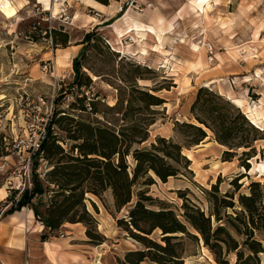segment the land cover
I'll use <instances>...</instances> for the list:
<instances>
[{"label":"rangeland","instance_id":"rangeland-1","mask_svg":"<svg viewBox=\"0 0 264 264\" xmlns=\"http://www.w3.org/2000/svg\"><path fill=\"white\" fill-rule=\"evenodd\" d=\"M53 3V0H0V187L7 195L6 184L10 179L24 185L36 174L42 180L48 178L46 174L54 162L36 160L31 148L33 141L47 132L46 127L58 110L75 117L72 121L70 117L57 115L58 123L54 126L61 146L75 155L78 151H72L71 147L78 141L70 136L76 131V121L82 118L125 134L142 132L147 123L154 122L148 126L149 139L134 144L132 149L150 147L161 136L184 144L183 152L192 159V172L183 170L166 182L150 171L154 182L136 184L132 202L120 211L116 209L111 188L104 192V202L88 194L96 205L87 198V208L100 220L99 232L109 236L105 247L114 261L115 257L124 258L129 250L143 247L116 220L128 217L140 192L152 197L146 200L151 208L174 209L185 220L184 204L200 207L209 214L208 192L215 183L221 194L232 193L237 205L240 194L249 193L252 181L260 182L264 189V139L254 143L258 156L242 157L251 165L248 169L238 165L239 156L249 149L237 150L235 165L222 163L227 146L217 142L210 129L204 126L208 137L199 145L190 146L186 135L190 129L180 126L183 122L198 123L191 106L198 89L209 86L240 107L264 134V126L251 118L256 115L250 116L251 109L264 114V0H124L119 11L117 7L111 9L115 17L107 21L101 18V23L90 21L96 15L84 7L82 0H69L65 12L59 4H56L58 11L53 12L50 9ZM128 10L132 11L131 17L123 26L135 20L161 33L157 36L155 32L143 31L146 40L141 42L137 32H122L115 35L117 43H113L114 33L109 25ZM88 33L95 36L83 45V56L82 50L79 54L64 50L68 46L73 50L72 46ZM65 34H68L66 45L61 43ZM78 56L85 72L80 81L88 84L82 87L74 83L73 61ZM45 63L51 65L48 73L42 71ZM72 85L76 88L74 94ZM82 92L87 99L80 102L78 95ZM148 94L162 102L146 103ZM233 95L240 100L232 99ZM91 99L95 100V110L90 108ZM127 158L133 167L132 154ZM222 164L224 173H218ZM241 174L243 178L234 180ZM47 185L50 189L58 188L53 183ZM49 194L41 197L46 200L39 205L42 212ZM213 221L216 223L215 218ZM188 226L200 240H185V263L223 264L215 260L201 235ZM160 233L161 230H156L152 237L163 243ZM256 237L264 238L259 233ZM223 258L229 264H237L235 253H224ZM254 262L264 264V252ZM142 264L155 263L146 260Z\"/></svg>","mask_w":264,"mask_h":264},{"label":"trees","instance_id":"trees-1","mask_svg":"<svg viewBox=\"0 0 264 264\" xmlns=\"http://www.w3.org/2000/svg\"><path fill=\"white\" fill-rule=\"evenodd\" d=\"M97 1L103 4L110 3V0ZM94 36L93 33L86 34L82 43L88 44ZM67 42L68 34H65L61 43L66 45ZM84 51L85 48L80 56L84 55ZM82 67L79 56L75 57L74 83L78 84V87L88 85L80 81L85 74ZM71 88L72 92L76 89L73 85ZM80 95L78 101L83 102L87 99L84 92ZM148 96L149 99L145 102L150 105L162 102L153 94ZM90 101V108L93 110L95 100ZM191 113L198 123L180 124L181 127L190 129L186 134L187 145L202 143L208 137L205 129L207 127L213 132V138L217 142L227 146L223 151V161L235 160L239 156L237 150L245 148L249 150H244L239 156V165L251 168L249 162H245L242 157L250 159L258 156L254 143L264 139V134L240 107L226 100L211 87L201 86L191 106ZM57 115L60 118L67 116L75 121V117L58 110L53 113L46 127V138L36 154V160L42 158L54 162V167L46 174L48 178L42 180L36 174L31 189L26 188L23 191L13 189L3 201L4 204H0V214L4 215L12 214L23 207L32 208L36 218L42 219L45 224L42 234L44 240L49 237L48 233H58L66 222H81L86 226L88 242L93 245L103 244L108 238L99 232L98 218L87 208L86 199L90 198L89 193L98 196L104 202V192L111 188L116 209L120 211L132 202L133 187L136 184L140 181L143 184L154 182L150 171H154L164 182L169 177L183 173V170L193 171L192 159L183 152L185 145L172 139L159 136L150 147L132 149L134 144H141L149 139L148 126L154 122L147 123L142 132L125 134L116 132L109 126L93 125L81 118L76 121V131L70 136L71 139L78 141L71 147L72 151H78L75 155L61 146L54 128L58 123ZM252 130L256 133L252 134ZM168 147L172 149L169 150ZM130 154L135 161L133 167L127 158ZM243 177L242 174L237 175L234 180ZM47 183H53L58 188L50 189ZM208 193L211 196L209 214L200 207L184 204L185 220H182L174 209L151 208L146 204V200H152V197L140 192L139 198L129 209L128 217L116 220L117 225L143 247L127 251L124 258H117L118 263L142 264L148 260L155 264H186L185 240L196 242L200 240L199 235L190 230L189 224L201 235L204 245L210 249L217 262L229 264L228 259L223 258V254L235 253L237 264H255L254 260L264 252V238L256 237L257 233L264 237V189L260 182L252 181L249 184V193L240 194L238 205L232 193H220L218 183L213 184ZM48 194L46 208L42 212L39 205L46 200H41V197ZM93 203L95 204V201ZM4 207L6 209L1 213V208ZM78 208L81 209L79 217ZM230 209L232 212H229ZM156 230H161L160 239L163 243L152 237Z\"/></svg>","mask_w":264,"mask_h":264},{"label":"crops","instance_id":"crops-1","mask_svg":"<svg viewBox=\"0 0 264 264\" xmlns=\"http://www.w3.org/2000/svg\"><path fill=\"white\" fill-rule=\"evenodd\" d=\"M82 1L84 7L96 15L95 17H90V21L98 20V23H101V18L107 21L115 17L116 15L111 12V9L117 7L116 10H120L121 3L124 2V0H110L109 4H103L97 0ZM131 12V10H128L109 25L112 33H114L113 43H117L115 35H118V33L122 34V32H137L140 39L141 34H145L143 31L146 30L155 32L157 36L161 33L155 27L145 26V24L141 25V23L135 20L123 26L131 17ZM83 45L84 43L79 41L76 45L72 46L73 50L68 49L70 48L69 46L64 50L69 51L68 53L71 54H79ZM231 97L232 99L237 98L234 95ZM260 98L263 99V97ZM237 99L240 100V98ZM253 106L251 108L254 109ZM254 117L256 118V123L264 126V117ZM262 148L264 151V146ZM222 163L235 165L236 161H222ZM256 163L259 162L257 161ZM224 165H221L218 173H224ZM253 167L254 165H252ZM263 176L259 177L263 178ZM3 189V187H0V201H5L7 196V193ZM98 221L99 228L101 222L99 219ZM60 233L63 235L60 236ZM42 234L43 228L39 224L32 208L23 207L12 214H0V264H113V262L114 264H119L116 257L114 261L109 256L108 250L105 247L107 245L106 242L100 245H93L88 242L86 226L81 222H66L58 233H48L49 237L45 240L42 239ZM105 235L109 237L107 234Z\"/></svg>","mask_w":264,"mask_h":264},{"label":"built area","instance_id":"built-area-1","mask_svg":"<svg viewBox=\"0 0 264 264\" xmlns=\"http://www.w3.org/2000/svg\"><path fill=\"white\" fill-rule=\"evenodd\" d=\"M53 4L54 6L56 4H59L61 5V10L63 12H65L67 9H68V2L69 0H53ZM42 71L44 73H48L51 71V65L48 64V63H45L42 67ZM248 116V115H247ZM250 119V118H249ZM251 120V119H250ZM257 126V124H255ZM46 138V132H42L39 137L37 139H35L32 143V148H31V151H32V154H37V152L40 150L41 148V144L42 142L44 141V139ZM8 157L6 156L5 159H7ZM30 165V163H29ZM30 168V166H29ZM1 169V167H0ZM6 188H7V191H8V194L13 190V189H19L20 191H23L25 190L26 188L28 189H31L32 188V181L29 179L28 180V183H25L24 185L22 184H16L12 179L8 180L7 184H6ZM6 209V207L4 208H1V213ZM39 224L42 226L43 230L45 229V224L43 222L42 219L40 218H37ZM63 235V234H62Z\"/></svg>","mask_w":264,"mask_h":264},{"label":"bare ground","instance_id":"bare-ground-1","mask_svg":"<svg viewBox=\"0 0 264 264\" xmlns=\"http://www.w3.org/2000/svg\"><path fill=\"white\" fill-rule=\"evenodd\" d=\"M204 2H206L207 0H203ZM209 2V1H208ZM205 4V3H204ZM208 4V3H207ZM204 7L205 6H203L202 5V9L204 10ZM53 12H57L58 11V7L55 5L54 7L52 6L51 8H50ZM202 10V11H203ZM136 37V36H135ZM141 38H142V40H141V42H143L144 40H146V37H145V34H141ZM198 62V61H197ZM257 108V107H256ZM251 111L253 112L250 116H253V115H256V117L258 116V117H260V116H262V118L264 117V114L262 113V112H260L259 110H256L255 109V111H253L252 109H251ZM255 112V113H254ZM253 120H254V122H257L256 121V118L255 117H251ZM258 119V118H257ZM264 121V120H263ZM189 264H199V263H195V262H193V261H190V263Z\"/></svg>","mask_w":264,"mask_h":264},{"label":"water","instance_id":"water-1","mask_svg":"<svg viewBox=\"0 0 264 264\" xmlns=\"http://www.w3.org/2000/svg\"><path fill=\"white\" fill-rule=\"evenodd\" d=\"M91 200H93V201H95L93 198H90ZM201 240H202V238H201ZM202 242H203V240H202Z\"/></svg>","mask_w":264,"mask_h":264}]
</instances>
